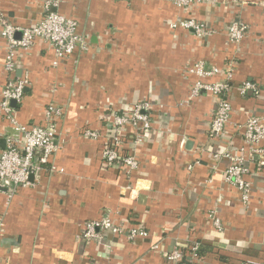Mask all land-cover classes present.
Returning a JSON list of instances; mask_svg holds the SVG:
<instances>
[{
  "label": "crops",
  "instance_id": "1",
  "mask_svg": "<svg viewBox=\"0 0 264 264\" xmlns=\"http://www.w3.org/2000/svg\"><path fill=\"white\" fill-rule=\"evenodd\" d=\"M42 2L0 0V16L30 28L42 19ZM59 12L77 23L78 35L88 37L87 51L57 61L40 39L19 50L15 75H26L29 85L21 103L10 107L26 126L41 124L49 103L64 108L52 156L62 172L37 173L33 185L9 202L0 195V264H169L172 250L200 242L264 258V166L258 165L264 155L251 159L246 204L225 182L226 164L212 157L228 149H243L248 157L239 127L253 114L264 124V0L187 7L174 0H67ZM183 20L204 22L212 33L201 38L171 28ZM235 20L248 31L230 42L227 28ZM4 54L0 36V104L7 79ZM197 63L218 71L206 83L230 76L232 114L219 141L207 133L215 98L201 92L189 99L197 80L189 70ZM244 82L256 84L261 96H241ZM145 101L152 106V126L135 146L137 167L127 174L124 167L105 165L104 140L83 138L81 132L88 128L105 138L112 113ZM9 132L0 111V138ZM126 137L133 141L130 129ZM210 213L220 219L221 231ZM106 218L126 232L100 244L80 241L85 222ZM133 228L146 236L129 239L127 230ZM201 264L219 263L209 255Z\"/></svg>",
  "mask_w": 264,
  "mask_h": 264
},
{
  "label": "built area",
  "instance_id": "2",
  "mask_svg": "<svg viewBox=\"0 0 264 264\" xmlns=\"http://www.w3.org/2000/svg\"><path fill=\"white\" fill-rule=\"evenodd\" d=\"M67 0H43L42 19L33 27L24 28L15 26L7 18L0 16V36L5 42L4 72L7 76L2 90V102L0 111L2 117L8 122L10 132L2 139L0 138V195L7 202L11 201L19 189L32 186L31 177L43 170L54 173L57 170L52 162V156L57 151L55 138L57 136V125L64 116V108L49 103L46 105L43 122L41 124L22 125L15 118V110L10 107L12 101L20 104L26 87L29 85L27 76L17 78L16 53L19 50L30 49L37 39L43 40L52 48L57 61L65 60L76 52H86L88 48V37L77 34V23L63 16L59 9ZM131 2L133 0H121ZM176 6L187 7L193 3L206 4L211 0H174ZM182 27L193 31L198 37H205L212 33L204 22L194 20H183L173 22L171 28ZM247 26L235 20L229 24L227 35L230 42H239L246 34ZM56 64V63H55ZM190 73L197 80L193 84L189 99L197 97L201 92H206L215 98V109L208 128L210 140L219 141L224 136L225 128L229 124L232 114L231 103L228 99L230 91L229 79L213 83H205L203 80L212 78L218 74L216 69H207L203 63H197L191 68ZM252 92L257 94L251 83L242 84L239 93L244 96ZM151 103L145 101L134 104L129 110L122 114L112 113L108 121L109 127L103 134L83 129L81 136L89 140L105 141L101 147V159L105 165L110 167H124L127 174L137 167V156L135 146H138L143 138L149 133L152 126ZM245 146L249 149V156H244V150H225L222 153H213L212 157L222 160L226 164L224 172L225 182L237 188L242 195V202L247 203L251 184L245 181L249 175V167L253 156H263L264 147V124L256 115H250L245 123L239 127ZM131 130L133 141L129 142L126 132ZM4 148H1V142ZM260 167L264 161H259ZM191 169V167H188ZM213 227L221 231L222 224L215 213L208 215ZM125 233L122 226L114 224L110 218L90 220L85 222L80 241L84 244H100L107 236H115ZM3 234V223L0 222V237ZM128 238L133 240L137 237H145L146 233L141 228L127 230ZM198 243L190 244V255L187 257L192 264H201L197 255ZM186 255L181 249L172 250L166 257L169 264H178ZM264 264V263H259Z\"/></svg>",
  "mask_w": 264,
  "mask_h": 264
},
{
  "label": "trees",
  "instance_id": "3",
  "mask_svg": "<svg viewBox=\"0 0 264 264\" xmlns=\"http://www.w3.org/2000/svg\"><path fill=\"white\" fill-rule=\"evenodd\" d=\"M203 82H204V80H203ZM244 83H246V82H244ZM251 84L254 85L255 91L257 92V94H253L251 96L258 99V97L261 96V90L256 84H254V83H251ZM230 90H231V86H230ZM24 95H25V92L23 94V97H24ZM101 146L103 149V147L105 146V141H104V143L101 144ZM198 244L199 245H198L197 255H198V258L200 259V262H201V260H203V258L205 256H209V255L215 256V258L217 259V262L219 264H233V263H236V264H259V263H263L261 261H264V258H259V256L255 255V254L252 255L250 253H244V254L239 253V256H236L234 253L228 252L227 250H223L219 247L212 246L211 244H208L205 242H203V243L200 242ZM181 251L183 252L184 255H186V257L183 258L178 264H192L191 260L187 257V255H190L189 248H187V247L181 248Z\"/></svg>",
  "mask_w": 264,
  "mask_h": 264
},
{
  "label": "water",
  "instance_id": "4",
  "mask_svg": "<svg viewBox=\"0 0 264 264\" xmlns=\"http://www.w3.org/2000/svg\"><path fill=\"white\" fill-rule=\"evenodd\" d=\"M11 105H12V106H15V102L12 101ZM3 144H4V142L2 141V142H1V147H2V149L4 148Z\"/></svg>",
  "mask_w": 264,
  "mask_h": 264
}]
</instances>
